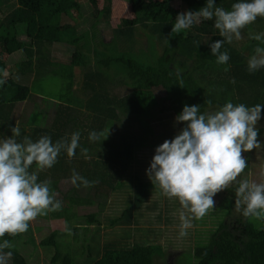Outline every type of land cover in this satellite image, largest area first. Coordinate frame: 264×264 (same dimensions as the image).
<instances>
[{"label": "trees", "instance_id": "obj_1", "mask_svg": "<svg viewBox=\"0 0 264 264\" xmlns=\"http://www.w3.org/2000/svg\"><path fill=\"white\" fill-rule=\"evenodd\" d=\"M87 1L93 9V16L86 24L76 25L70 22L61 24L57 20L60 21L62 16L81 15L83 3L80 0H48L47 3L56 5L50 14V4L45 6L44 0H0V79L5 80L0 84V141L12 137L11 129L15 126L21 130L20 136L15 137L17 142H22L25 136L33 142L43 136H49L53 143L62 139L70 141L72 133H80V147L76 149L75 157L69 158L62 150L52 168L37 171L33 164L29 170L37 174L38 182L51 181L50 190L58 193L55 199L62 204L61 210L37 218L64 219L67 224L65 231L54 229L40 240L41 247L53 252L51 264H77L76 257H73L77 253L72 254L69 250L65 253L64 247L60 248L64 242L62 236L70 230L79 240V226L73 227L71 221L76 219L86 225L102 223L100 214L108 197L134 185L132 181L126 183L123 180L124 167L137 159L141 147L155 145V136L173 139L186 126L184 122H176L184 105H200L201 112L209 113L229 101L248 107L264 105V68L248 71L247 56L237 46L239 40L223 44L221 52L227 51L230 56L226 64L216 62L217 57L211 53L210 45L224 38L215 28L214 20H202L179 35L171 34L178 14L198 11L206 6L207 0H181L183 9L175 7L174 0H125L133 15L121 18L108 39L104 33L106 26L110 25L113 0H104L103 7L100 0ZM237 2L241 0H216V6L231 10L232 4ZM45 11L49 17L39 19L40 22L34 20L36 24L32 29L31 16L38 19L37 15ZM263 29L264 18L258 17L241 30V40L247 39L245 43L248 44L258 42L264 47V43L251 38L261 34ZM25 30L30 40L18 38V31L23 34ZM144 37L146 42L143 43ZM87 40L89 42L81 46ZM56 43L73 48L67 62L54 59L52 48ZM142 51L146 52V57ZM17 52L25 58L15 61V71L8 73L11 66L9 55ZM5 71L7 77L3 75ZM49 74L61 77L65 90L55 98L57 100H52L51 113L43 125L41 121L38 123L31 118L30 121L29 116L38 107L44 110L46 99H50L40 82ZM32 75L33 85L18 81L22 76L30 81ZM117 82L129 90L122 95L113 92ZM76 91L80 92L79 95L83 93L82 102L77 103ZM32 101L35 104L30 108ZM261 116L264 118V110ZM22 122L24 129L30 127L28 133L21 129ZM115 122H123V126L126 123L130 128L121 132L119 142L110 143L104 140V136L97 141L89 140L91 132L106 134L111 123ZM133 123L138 131L132 129ZM155 123L163 129L160 134L155 130ZM258 129L260 148H264V126ZM81 148L88 149L87 158L82 155ZM260 148L248 152L245 179H252L248 175L251 168L258 165L253 160ZM73 170L88 181L98 183L85 187L78 181L79 187L73 185ZM57 177L70 179L71 185L62 188ZM256 180L264 182L262 171ZM236 187L234 184L224 190L219 205L227 210V217L218 222L211 239L191 249L194 260L185 259L179 264H264V220L246 218L242 212L234 213ZM133 189L134 196L128 199L121 214L108 218L111 226L131 223L132 208L142 216L140 211L149 198L151 187L138 179ZM95 203L100 206L99 211L78 213L80 206ZM147 206L156 207L155 204ZM167 220L170 222V217ZM35 228L37 231L43 229L40 226ZM142 228L137 226L136 229H146ZM33 229L30 223L26 233L0 239V243L7 239L13 245L3 250L13 253L8 264H31L29 253L27 255L21 245L31 244L34 251L38 248ZM152 232V228L147 229L144 238L134 242L130 239L131 234L125 233L98 244L99 247L84 236L82 240L87 246H84V254L81 252L87 264H156V258L163 254L159 244L149 241Z\"/></svg>", "mask_w": 264, "mask_h": 264}, {"label": "clouds", "instance_id": "obj_2", "mask_svg": "<svg viewBox=\"0 0 264 264\" xmlns=\"http://www.w3.org/2000/svg\"><path fill=\"white\" fill-rule=\"evenodd\" d=\"M264 18V0H241L233 3L231 10L216 6V0H207L206 6L198 11H187L177 15L172 35H179L202 20H214L223 40L211 43V53L217 57L218 64H226L230 56L221 52L225 42L242 38L241 30L253 24L257 18ZM264 43V33L251 37ZM264 68V47L257 46L255 54L248 61V71ZM227 70V69H225ZM7 77V72L3 73ZM234 82V81H233ZM5 80L0 79V84ZM264 105L248 107L243 103L227 102L215 112H201L200 105H184L176 116V122H184L185 127L171 140H165L156 148L147 174L169 199H178L182 210L180 235L186 236L192 219H202L215 205L217 193L231 188L234 184L235 207L246 218L264 220V182L239 179L247 168L244 152L258 149V122L261 120ZM13 136L0 141V239L24 234L30 223L38 216L59 211L62 204L55 199L50 190V180L38 182L35 172L30 168L35 164L39 170L50 169L58 161L62 150L69 158L76 155L80 147V133L71 134L67 139L52 142L43 136L36 142L25 136L22 142L18 126L12 127ZM104 132L89 134V140L97 141ZM87 158L88 149L81 148ZM91 187L98 181H88L73 170L71 182ZM13 245L3 239L0 243V264H8L13 253L4 252Z\"/></svg>", "mask_w": 264, "mask_h": 264}, {"label": "rangeland", "instance_id": "obj_3", "mask_svg": "<svg viewBox=\"0 0 264 264\" xmlns=\"http://www.w3.org/2000/svg\"><path fill=\"white\" fill-rule=\"evenodd\" d=\"M46 1V4H50L49 6V14L53 13L56 9V5L52 2L47 3L48 0ZM83 3V8H82V14H75L73 17H66L62 16L59 20H57L61 24L65 23H72L76 25H82L86 24L87 21L91 20L93 16V9L89 5L87 0H80ZM101 4L100 6L103 7V4L105 5L106 2L104 3V0H100ZM174 6L180 9H183V3L181 0H174L173 2ZM44 12H40L39 15L43 14ZM49 14L46 13L45 11V17L48 18ZM132 9L131 6L125 1V0H113V12L110 18V25L106 26V31H105V38H110L111 36V30L113 27H116L119 23L121 18L123 17H130L132 16ZM32 20V25L31 28H34V25L36 22L34 20L39 21V19H35V16H31ZM28 21V22H30ZM264 33V29L260 31ZM17 36H20L17 34ZM154 39V38H153ZM30 40V38H28ZM247 39L244 40H239L238 47L245 52L247 56V60L249 61L250 57L255 54V48L257 46H261L258 42H254L252 44L245 43ZM86 42H89V40L81 43V46H84ZM142 42H146V38L144 37L142 39ZM153 43V42H152ZM245 43V44H243ZM263 47V46H262ZM53 57L55 60L59 59H68L71 55L72 47L69 45H64L61 43H56L53 46ZM143 56L146 57V52L142 51ZM148 54V53H147ZM24 55L21 53H16L13 55H9L8 58V63H10V67L8 69L9 72H14L16 69V66H14L15 61H22L24 59ZM13 75V74H12ZM33 75L30 77V81L28 79H25V77H21L18 81L24 84L28 85H33L31 84ZM16 79V78H15ZM119 81V79H117ZM40 82H42L43 87L45 89V92L47 95L50 97L46 99V106L43 107L44 110L41 111V108H37L35 112L30 113L29 120L30 118L38 122L41 121L43 125L46 124V120L51 113V108L50 104H52V100H57L55 98H59L60 94L64 92L65 90V84L64 81L61 77L55 76L52 74L47 75L45 78L41 79ZM34 87V86H33ZM129 89L123 86V84L117 82V84L113 88V92L122 95L125 94ZM80 92H74L75 98L77 100V103L82 102L84 95L83 93L79 95ZM33 94H36L35 91ZM36 102H38L37 98L35 99ZM34 102L32 101L29 103V107L33 108L34 107ZM78 108V107H77ZM79 109V108H78ZM27 113V111H26ZM77 113V112H76ZM52 115V114H51ZM30 120V121H32ZM155 130L157 133H161L163 129L158 128V124L155 123ZM259 126H264V118L262 117L261 120L258 122L257 127ZM21 129H23L25 132H29L30 127L27 129L23 128V122L21 124ZM130 128H128V125L123 122H115L111 123L110 127L106 130L107 135L109 131V135L106 139L110 143L114 142H119L120 140V134L124 130L128 131ZM134 131H138L137 127L135 128V125L133 123V128ZM26 133V134H27ZM163 136V135H162ZM155 138V145L148 146L146 147H141L138 152H137V159L129 164L127 167H124L125 173L123 175V180L128 183V181H132L134 183L133 186H128L124 189H122L120 192L116 191L112 193L110 197H108V200L106 202L105 208L102 210V213L100 214V219L102 223L99 224H90L86 225L84 222H78L76 219L71 221V224L73 227L79 226V236L78 239L74 238L72 230L69 231V233L65 234L62 236L61 239L64 240L60 245V248L64 250L65 253L71 252L72 254L77 253V255H74L73 257H76V263L77 264H87L84 260V251L83 249H86L84 247L85 245L87 246L85 240L82 238L84 236H87L90 241H92V244L94 246H98V244H102L103 242L112 239V238H119L125 233L131 234V241L134 242L136 240L144 238V236L147 233V229L152 228L151 237L149 238V241L155 242L160 245V249L162 250L163 256L156 258V264H164L165 258L170 255L171 253L174 252H179V258L175 260H179L180 262H184L185 259H188L189 261L194 260L193 255L190 253L191 249L194 248L197 244L205 243L208 242L216 228L218 227L219 223L223 221L227 217V210L223 208L222 206L219 205L223 194L224 190L217 193V195L214 197L215 200V205L216 207L211 210L207 215H205L202 219L196 220L192 219V227L187 229V235L186 236H181L180 235V224L181 220L179 218V213L182 210L181 205L178 201V199H169L166 196L162 195L161 190L159 189L158 186H154L152 181L150 180L147 170L150 168L151 161L156 154V148L162 144L165 140H171V138H162L160 135H157L154 137ZM97 146L95 145L94 148ZM244 157L246 158L248 155V152L243 153ZM257 155L256 158H254V164L255 169L251 168L250 172V178H252L250 181H257V176L259 173L262 171V175H264V148H260L259 151L255 154ZM126 166V165H125ZM36 169V167H34ZM37 171L39 169L37 168ZM59 178V177H57ZM53 179V178H52ZM59 184L62 188L67 189L68 186L71 185L70 179H61L59 178ZM138 179H142L146 181L151 189L149 192V198L145 205L143 204V207L141 208L142 216H138V211L134 210L133 208L131 209L133 218L131 219V223H126V224H120L116 226H111L110 222L108 221V218L111 217H116L121 214L123 208L126 206V202L128 199L132 198L131 195L134 196V186L135 183L138 181ZM241 180L245 179V174L243 173L242 176L239 178ZM119 192V193H118ZM55 195L58 196V193L55 192ZM155 204L156 207L155 209H151L147 205ZM100 206L95 203L93 205H83L78 208V213L79 214H88V213H93L97 212L100 210ZM234 213L239 214L240 212H237L236 209L234 210ZM50 214V212H49ZM51 215V214H50ZM136 217V218H135ZM170 217V222H168L167 218ZM139 219L140 221L135 222L133 220ZM160 218V219H159ZM47 219V220H46ZM36 218V220L31 222V226L34 228L33 232L35 234L38 248L34 251L33 246L31 244L25 246L21 245V248L23 251L28 255L29 253V260L31 264H51V256L53 255V252L47 251L44 247H41L40 240L47 235L50 234L54 229H60V230H66L67 224L64 219H55V218ZM40 226L43 229L40 231H37L35 227ZM137 226L146 228L144 230H137ZM142 228V229H143ZM60 239V241H61ZM51 249V248H47ZM88 249V248H87ZM53 250V249H51ZM83 251V254L81 252ZM31 252L32 255L31 256ZM182 255V256H181Z\"/></svg>", "mask_w": 264, "mask_h": 264}, {"label": "flooded vegetation", "instance_id": "obj_4", "mask_svg": "<svg viewBox=\"0 0 264 264\" xmlns=\"http://www.w3.org/2000/svg\"><path fill=\"white\" fill-rule=\"evenodd\" d=\"M178 255H179V252L171 253L165 258L164 264H179V260H175L179 258L180 255L179 256Z\"/></svg>", "mask_w": 264, "mask_h": 264}, {"label": "crops", "instance_id": "obj_5", "mask_svg": "<svg viewBox=\"0 0 264 264\" xmlns=\"http://www.w3.org/2000/svg\"><path fill=\"white\" fill-rule=\"evenodd\" d=\"M38 19H46L45 12L43 14L39 15ZM22 33L23 34H21V31H18V35H20V36H18V38L23 39V40H28V38H30V35L26 32V30L25 31H22ZM58 61H63V62L65 61V62H67L66 59H59Z\"/></svg>", "mask_w": 264, "mask_h": 264}]
</instances>
